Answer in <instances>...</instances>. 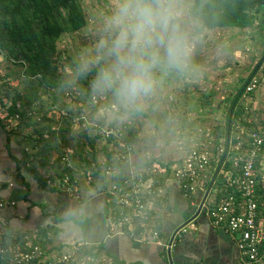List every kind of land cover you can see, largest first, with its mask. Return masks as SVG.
I'll return each mask as SVG.
<instances>
[{
	"label": "crops",
	"instance_id": "1",
	"mask_svg": "<svg viewBox=\"0 0 264 264\" xmlns=\"http://www.w3.org/2000/svg\"><path fill=\"white\" fill-rule=\"evenodd\" d=\"M180 74L174 73L173 80L181 76ZM167 77L169 78V75ZM100 105L97 104L92 108L99 112L106 110L102 109L104 106L109 109L105 103L99 108ZM92 108L85 109L84 111L87 112L84 114L89 113L92 116L90 113ZM3 112L0 111V117L4 116ZM46 112L47 116H53L54 110L46 108ZM103 115L105 116V114ZM85 118L87 119V117ZM88 118L90 117L88 116ZM102 118L104 119V117ZM48 125L49 122L45 121L39 124V128L43 127L42 130L46 131ZM15 130L8 128L5 118L0 120V199L14 202L0 206L1 247L2 245H14L17 241L18 243L23 242V239L36 241L37 237H41L44 238L42 241L47 249L58 250L63 245L83 239L82 227L85 224L91 220H101L107 228L106 237L103 242L92 243L89 248L100 247L98 249H102L109 256L113 255L125 263L252 264L242 255L238 247V234L214 226L207 214L208 208L213 206L223 193L222 176L221 179L217 178L207 186L208 181L211 180V176L209 177V173L213 169L211 166L201 177L192 196L185 197L169 168V166L178 163L186 151L195 144H203L208 140L212 142V137L216 141L221 140L216 135L218 133L213 134L207 129H204L203 132V129L198 127L193 134L187 135L188 140H184L188 142L187 147L180 144L178 140V144L181 145L178 157H173L175 153L170 150L162 151L161 146L156 153L152 151V148H148L142 156L141 165H138V153L133 143L136 138L133 137L134 141L127 140L128 134L121 131V140L126 139L122 140L123 144L134 145L131 167L128 168L126 175L130 171L141 169L145 163L147 165L148 162L154 163L161 168L153 176L162 186V192L154 200L148 199L150 215L148 226L142 227L139 224L119 226L118 224L109 234V217L114 215L118 217L119 205L109 188L112 179L106 176L107 179L103 183L94 173L97 164H100V169H102V161L105 160L102 148L105 143L101 140L103 144L100 148L97 147L98 145H94L90 151L87 146L88 155L84 153L81 156L83 151L80 150V147L84 148L82 146L89 143L80 132L79 134H70L67 142L52 152L50 160L52 161L60 152H65L63 150H66V147L70 148L67 149L69 151L67 153L74 180L67 185L57 183L54 186L56 189H51L39 185L37 179L27 169L29 162L37 167L41 175L53 177L58 176L65 163L60 159L52 161V165L49 163L46 167H41L35 159L25 162L24 152L30 151V143L24 136L15 133ZM206 133L211 138H208ZM143 139L147 141L145 137ZM84 142L86 143L83 144ZM74 144L78 147H70ZM117 147L118 143L116 142L115 145H108V150L113 148L116 150ZM34 151L31 149L32 153ZM101 172L103 173L102 170ZM155 180H153V184ZM206 190L209 192L197 214ZM49 225L53 228L47 229ZM153 229H157L159 232L160 244L152 240L150 236ZM169 243H172L170 249L167 247Z\"/></svg>",
	"mask_w": 264,
	"mask_h": 264
},
{
	"label": "rangeland",
	"instance_id": "2",
	"mask_svg": "<svg viewBox=\"0 0 264 264\" xmlns=\"http://www.w3.org/2000/svg\"><path fill=\"white\" fill-rule=\"evenodd\" d=\"M80 1L86 17L85 26L74 33H63L57 42L58 48L69 54L71 59L70 61L65 60L63 69L69 94L60 92L55 106L47 108L54 110L52 114L55 121H57L58 114L63 110L66 111V108L76 109L77 103L72 100L71 92L80 94L85 99L82 111L88 107H95L97 104H101L100 108L105 103L109 109L104 106L102 109L105 108L106 110L99 112L92 108L90 110L92 116L89 113L84 115L87 117V119L85 118L87 120L86 125H82L79 118L78 121L74 119V116H77L76 113L69 117L70 120H75H72L74 124L72 128L75 131L73 133L76 134L82 127L91 126L87 133L94 137L98 131L96 128L100 129L101 132L112 128L125 133L128 127L136 132V141L133 143L138 153L139 163L136 161L138 165H141L142 156L148 148H152V151L156 153L161 146L162 151L170 150L175 153L173 157H178L180 144L187 147L188 142H185L188 140L187 135L193 134L198 127L203 129V132L204 129H207L213 134L218 133L216 135L224 143L222 140L224 129L221 128L226 125V113L233 94L242 80L250 74L262 58L264 50L263 21L253 27L243 29L237 27L207 29L201 26V38L194 53L193 70L181 73V76L177 79L174 78V80V73L169 74V78L164 77L155 94L147 101L145 108L135 115L118 103L111 93L94 91L91 81L95 75L90 79L89 84L92 88V94L98 98V103H87L88 97L85 96L82 87L79 86V66L82 68L85 60L95 59L98 55L97 44L102 35L104 19L111 11V0ZM102 63L101 61L95 66L96 72ZM254 74L260 78L261 84L251 94H243L240 97L237 104L240 119L237 118L236 120V124L240 126L248 127L250 119L260 118L263 115L264 61L256 67ZM25 82L26 79L21 75L20 66L2 59L0 62L1 96L4 98L5 95L6 99L16 89L24 90ZM45 121L42 120L40 123ZM57 123L55 122V125ZM121 127L123 129H120ZM31 131V128H25L21 125V130L17 128L15 133L27 136ZM237 133L238 131L235 129L231 137L236 136ZM144 137L147 141H144ZM178 140L180 144H178ZM102 144L100 139H95L97 147L100 148ZM75 146L74 144L70 147L75 148ZM87 146L88 151H90L91 147L87 143L82 146L84 148L79 146L80 150L83 151L81 156L84 153L88 155ZM153 146L155 147L153 148ZM67 149L70 148L66 147V150L63 151L69 152ZM23 240L30 242L29 239Z\"/></svg>",
	"mask_w": 264,
	"mask_h": 264
},
{
	"label": "trees",
	"instance_id": "3",
	"mask_svg": "<svg viewBox=\"0 0 264 264\" xmlns=\"http://www.w3.org/2000/svg\"><path fill=\"white\" fill-rule=\"evenodd\" d=\"M196 4L200 7L201 26L207 29L253 27L257 23H262L264 16L261 0H196ZM85 24L86 17L80 0H0V53L6 61L19 65L21 75L26 79L24 90L16 89L6 99L5 95L3 98L0 93V111H4V116H1L0 120L18 114V128L21 130V125L25 128H31V133L24 138L26 141L29 140V147L35 151L34 153L31 150L24 152L25 162L35 159L41 167H46L49 163L52 165L55 160H60L65 154V152H60L53 158L52 162L50 160L52 152L66 143L70 134L75 132L72 128L74 124L69 117L76 113L83 125H86L84 122L85 114L82 111L85 99L80 94L72 93V100L77 104L75 110L66 108L69 117L58 114L57 121H55L54 117L47 116L46 112V108L55 106L59 93L68 89L63 69L65 60L70 61L71 58L69 54L58 48L57 42L63 33L79 31ZM263 61L264 50L257 66ZM256 67L242 80L233 94L226 113V125L222 139L225 149L220 155L219 161L211 169V180L208 181L207 186L212 181H216L217 178L221 179L220 169L222 166L225 168L230 166V161L227 160L230 150L229 141L237 125L236 120L237 118L240 119L237 104L244 94L245 84L248 83L252 75H255ZM95 72V67H92L88 72H83L79 66V86L82 87V91L88 98L92 95V88L89 83ZM138 113L140 111H132V114ZM42 120L49 122L46 131L42 130L43 127L39 128V123ZM55 122H61L62 125L55 129ZM253 126L252 123L248 124V127ZM89 128L91 126L82 127L77 133L83 134L92 149L97 138L105 143L102 148L105 153L102 169H100L101 165L97 164L94 173L104 183L107 179L104 170L117 164L119 172L112 180L120 182L128 171V165L117 160L114 148L108 150V145L116 144V138L112 135L106 137L97 128L98 131L95 136L91 137L87 133ZM125 133L128 134L127 140L134 141L133 137L136 133L134 130L127 127ZM126 139L123 138L122 140ZM27 169L37 179L39 185L51 189L55 188L47 183V179L38 172L34 164L29 162ZM65 175L69 176V183H72L74 175L69 166L65 165L55 177L61 180ZM55 177L49 176L52 181ZM51 228H53L51 225L47 226V229ZM15 244L12 246H23L24 240L19 243L17 241ZM110 257L114 263L131 264L118 260L113 255Z\"/></svg>",
	"mask_w": 264,
	"mask_h": 264
},
{
	"label": "built area",
	"instance_id": "4",
	"mask_svg": "<svg viewBox=\"0 0 264 264\" xmlns=\"http://www.w3.org/2000/svg\"><path fill=\"white\" fill-rule=\"evenodd\" d=\"M2 59L4 58L0 53V62ZM260 84V78L256 74L252 75L244 86V94L252 93ZM63 92L69 94L68 89ZM97 99L96 95L92 94L87 103H98ZM18 116L15 114L5 119L8 128H18ZM60 116L69 117V114L63 110ZM74 119L78 121L77 116H74ZM86 121L84 117V122ZM249 122L254 126L237 124L235 127L238 133L229 141L230 150L227 160L230 161V166L228 168L222 166L220 169L223 193L213 206L208 208L207 214L214 226L238 234V247L250 263L264 264V110L260 118H252ZM61 125L62 123L58 122L55 129ZM104 131L106 137L112 135L116 138L117 160L128 165V168L131 167L133 146L130 143L123 144L120 130L111 128ZM206 136L210 137L208 133ZM224 149V143L212 137V142L208 140L203 144H195L186 151L178 163L169 166L172 177L185 197L192 196L203 174L219 161ZM61 159L66 166H71L67 153L63 154ZM160 169V166L151 163L136 171H130L120 182L111 181L109 188L117 199L119 205L117 215H119L109 217V234L118 224L119 226L139 224L142 227L149 225L148 199L154 200L162 192V186L153 176ZM118 172L119 167L116 164L104 170L105 175L111 179ZM44 177L50 186H55L57 183L67 185L70 180L68 175L61 180L56 177L53 181L48 175ZM153 180H155L154 184ZM13 203L0 199V206ZM150 236L156 243H161L157 229H153ZM43 239L37 237L36 241H25L23 246H0V264H115L103 250L90 249L92 243L84 239L63 245L54 251L47 249ZM171 244L167 245L169 249Z\"/></svg>",
	"mask_w": 264,
	"mask_h": 264
},
{
	"label": "clouds",
	"instance_id": "5",
	"mask_svg": "<svg viewBox=\"0 0 264 264\" xmlns=\"http://www.w3.org/2000/svg\"><path fill=\"white\" fill-rule=\"evenodd\" d=\"M196 0H111L95 59L94 91L111 93L129 111H142L164 77L193 70L201 38Z\"/></svg>",
	"mask_w": 264,
	"mask_h": 264
},
{
	"label": "water",
	"instance_id": "6",
	"mask_svg": "<svg viewBox=\"0 0 264 264\" xmlns=\"http://www.w3.org/2000/svg\"><path fill=\"white\" fill-rule=\"evenodd\" d=\"M261 5L264 7V0H261ZM264 22V17H263ZM209 190H206L203 199L201 200V203L199 204L197 214L199 213L204 200L208 194ZM83 231V239L88 243H101L104 241L107 233V228L104 226L101 222V220L93 221L91 220L88 224H85L84 227H82Z\"/></svg>",
	"mask_w": 264,
	"mask_h": 264
},
{
	"label": "flooded vegetation",
	"instance_id": "7",
	"mask_svg": "<svg viewBox=\"0 0 264 264\" xmlns=\"http://www.w3.org/2000/svg\"><path fill=\"white\" fill-rule=\"evenodd\" d=\"M264 17V16H263ZM262 21H263V19H262Z\"/></svg>",
	"mask_w": 264,
	"mask_h": 264
}]
</instances>
